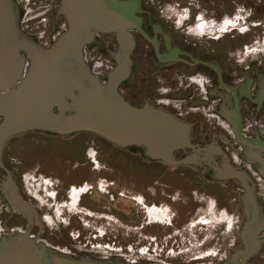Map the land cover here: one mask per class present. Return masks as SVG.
Wrapping results in <instances>:
<instances>
[{"label":"flooded vegetation","instance_id":"obj_1","mask_svg":"<svg viewBox=\"0 0 264 264\" xmlns=\"http://www.w3.org/2000/svg\"><path fill=\"white\" fill-rule=\"evenodd\" d=\"M26 1L18 3L24 12ZM35 2L43 4L49 14L50 30L42 43L48 47L68 28V21L60 14L61 0ZM166 2L140 0L141 12L137 15L141 25L130 30L135 42L131 74L120 85V92L135 107L150 103L190 124L194 148L177 151L175 158L196 155L198 160L177 166H188L198 177L213 183H230L232 190L241 191L242 206H222L219 198H215L216 206H94V184L97 191L110 184L109 175L92 181L100 174V165L94 163L102 159L103 168L114 173L115 161L110 156H62L80 163L72 166L75 172L80 166L93 168L94 177L78 181L65 173L44 170L41 165L27 166L9 146L11 138L3 148L0 167V247L26 236L45 259L60 256L115 264H154L150 258L146 262L123 260L122 253L129 250H114L119 239L145 244L146 254L151 256L156 251L150 248L161 245L170 254L187 238L190 246L195 243L200 247L198 258L188 263L161 264H264V229L257 236L260 246L255 253L234 259L236 253L246 250L244 228L252 206L243 205L245 189L241 181L223 179L216 170L227 162L246 172L264 222V199L259 195L264 191V0H189L181 7L189 8L188 14L179 11L177 16L163 10ZM118 46L115 33L96 32L85 48L86 62L90 66L95 56L105 53L115 66ZM65 161H61V168L69 174ZM30 168H35L34 186L39 181L45 186L47 202L35 194L26 195L24 174ZM12 191L28 206L10 203L7 195ZM73 196H78L75 203ZM156 226L166 228L153 230ZM229 233L232 241L228 246ZM106 244L114 249L103 248ZM199 259L206 261L199 263Z\"/></svg>","mask_w":264,"mask_h":264},{"label":"water","instance_id":"obj_2","mask_svg":"<svg viewBox=\"0 0 264 264\" xmlns=\"http://www.w3.org/2000/svg\"><path fill=\"white\" fill-rule=\"evenodd\" d=\"M140 0H61L60 14L68 28L48 47L32 40L21 28L16 0H0V167L5 144L31 131L60 136L90 132L119 148H139L144 156L169 166L186 165L196 155L177 160L179 150L194 148L192 126L150 103L135 107L120 92L131 74L130 32L139 28ZM96 32L115 33L116 65L103 80L85 59V48ZM223 179H238L244 206L252 213L244 228L246 250L234 259L255 253L264 229L255 190L248 175L227 164L217 168ZM11 179V178H10ZM9 179V181H10ZM11 182V181H10ZM15 206H28L12 191ZM0 264H115L55 256L45 259L28 237L0 247Z\"/></svg>","mask_w":264,"mask_h":264},{"label":"rangeland","instance_id":"obj_3","mask_svg":"<svg viewBox=\"0 0 264 264\" xmlns=\"http://www.w3.org/2000/svg\"><path fill=\"white\" fill-rule=\"evenodd\" d=\"M19 1L17 0V3L24 4L22 2L23 0ZM188 2L189 0L184 2L181 0H168L162 6L163 10L167 11L169 16H177L179 11L186 15L189 12V8L184 10L181 7L188 5ZM25 3L24 7L27 8V12H24L19 6L21 28L32 40L42 45L46 35H48L46 33L50 30L49 14L46 8L42 7L43 4L36 3L35 0L31 2L27 0ZM263 42L264 35L261 34V43ZM108 57L105 53H100L95 56V63L90 64L91 68L101 78L110 69L112 70V67H115L111 66L112 61ZM122 90L125 92L124 89ZM12 139L9 146L12 145V148L15 150V155L22 156L27 166L32 165L33 167H37V165H41L45 168L44 170H53L61 175L65 173L64 175L66 177L68 176L69 179L78 181H87L91 177H94L92 176L93 168L80 166L79 171L75 172L72 166L79 165L80 163L73 162L72 158L62 159V156H110L111 160L115 161L114 173L103 168L102 159L101 162L94 163V165H100L97 169L100 174L93 178L92 181L98 179L99 181L104 180L103 175L110 176L108 181L110 184L105 190L97 191L94 184V195L91 201L94 206L97 203L101 206L134 207L216 206L215 198L220 199L222 206H242L240 199L241 191L237 190L236 192L232 190L230 183L218 184L202 179L188 166L164 167L166 165L163 166L156 161H146L144 159V153L142 154L137 150L138 148H115L103 139L90 133L60 136L44 132H29L17 135ZM62 160H66L65 164L69 167V174L65 172L64 167L61 168ZM34 169L30 168L24 174L23 183L26 189V195L35 194L41 201L47 202L45 194L46 188L44 185L40 186L41 181H39L38 186H34V179L36 178L34 176ZM198 188H201L203 191H198ZM259 195L261 196V200H263L264 191H260ZM77 197L74 198L73 196L72 203L76 202ZM165 228L156 226L153 230H165ZM231 237L232 234L229 233L228 246L231 245ZM120 239V243L116 245V249L112 246L109 247L107 244L102 247L117 251H122V249L127 247L129 251L122 253L123 260L126 258L125 260H141L146 262L147 258H150L154 264H161V261L168 263H188L194 262V259L198 258L199 253L202 252L200 247L196 246L197 244L192 243L193 245L190 246L186 238L179 242L180 248H175V252L170 251L169 254L167 248H163L160 245L159 247L150 248L156 252L148 256L146 254L148 247L146 248L145 244H141L140 242L132 244L130 240L126 242ZM161 243L163 245L164 242ZM203 260L206 261V259H199L198 261L200 263Z\"/></svg>","mask_w":264,"mask_h":264},{"label":"trees","instance_id":"obj_4","mask_svg":"<svg viewBox=\"0 0 264 264\" xmlns=\"http://www.w3.org/2000/svg\"><path fill=\"white\" fill-rule=\"evenodd\" d=\"M133 149H137V148L133 147ZM137 150H139L143 154V150L142 149L138 148Z\"/></svg>","mask_w":264,"mask_h":264},{"label":"crops","instance_id":"obj_5","mask_svg":"<svg viewBox=\"0 0 264 264\" xmlns=\"http://www.w3.org/2000/svg\"><path fill=\"white\" fill-rule=\"evenodd\" d=\"M163 166H164V164H162ZM164 167H168L167 165L166 166H164ZM244 205V204H243Z\"/></svg>","mask_w":264,"mask_h":264},{"label":"built area","instance_id":"obj_6","mask_svg":"<svg viewBox=\"0 0 264 264\" xmlns=\"http://www.w3.org/2000/svg\"><path fill=\"white\" fill-rule=\"evenodd\" d=\"M58 37H59V36H58ZM58 37H57V38H58Z\"/></svg>","mask_w":264,"mask_h":264}]
</instances>
